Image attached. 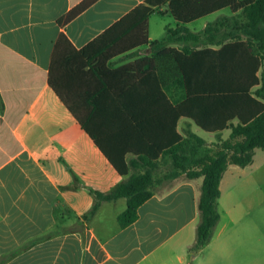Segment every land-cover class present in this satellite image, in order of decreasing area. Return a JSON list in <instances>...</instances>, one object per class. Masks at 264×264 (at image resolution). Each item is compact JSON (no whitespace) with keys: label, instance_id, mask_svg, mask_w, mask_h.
<instances>
[{"label":"crops","instance_id":"1","mask_svg":"<svg viewBox=\"0 0 264 264\" xmlns=\"http://www.w3.org/2000/svg\"><path fill=\"white\" fill-rule=\"evenodd\" d=\"M81 1L0 0V260L10 256L4 264H193L190 248L200 222L197 179L154 189L139 207L138 220L125 228L118 217L127 208L126 198L102 201L93 209L94 192L108 193L127 177L114 169L50 86L52 55L60 33L81 50L145 0H98L59 26L57 20ZM154 14L172 18L167 6L150 15V42L156 40ZM223 15L229 11L217 18ZM151 55L149 44L144 45L114 58L111 68ZM71 90L82 100L83 88ZM147 106L146 100L132 105L135 111ZM78 107L87 108L85 102ZM91 129L101 143L141 146L167 142L171 127L91 124ZM177 130L194 132L185 120Z\"/></svg>","mask_w":264,"mask_h":264},{"label":"trees","instance_id":"2","mask_svg":"<svg viewBox=\"0 0 264 264\" xmlns=\"http://www.w3.org/2000/svg\"><path fill=\"white\" fill-rule=\"evenodd\" d=\"M98 0H82L57 20L63 27ZM167 6L176 26L149 40V17ZM227 9L198 32L188 24ZM151 56L118 68L112 60L148 45ZM81 76V83L75 80ZM49 84L110 164L127 179L97 202L127 199L122 228L139 218L138 209L164 180L202 179L196 252L212 239L221 214V180L230 164L250 165L264 149V0H145L77 50L60 33L52 55ZM83 88L82 100L71 89ZM76 95H80L78 92ZM148 106L133 110L136 101ZM85 102L87 108L78 104ZM0 105H3L0 94ZM181 120L216 134L217 142L177 130ZM91 124H169L167 142L134 145L101 143ZM230 129L228 139L222 134ZM130 155L136 157L128 160ZM160 157L162 160H160ZM167 159V161H166ZM168 164L170 169L157 177ZM134 170L133 173H130ZM10 256L1 258L4 264Z\"/></svg>","mask_w":264,"mask_h":264},{"label":"rangeland","instance_id":"3","mask_svg":"<svg viewBox=\"0 0 264 264\" xmlns=\"http://www.w3.org/2000/svg\"><path fill=\"white\" fill-rule=\"evenodd\" d=\"M227 12V9L216 12L187 27L198 32L206 21H213ZM151 18L152 36L156 39L163 28L175 24L171 17L154 14ZM193 131L207 141H218L217 135L206 133L195 124ZM229 136L230 129L223 132L222 138ZM169 169L168 164L163 165L157 171V177L162 178ZM183 179L186 178L177 180ZM177 180H164L155 189H168ZM195 182L200 186L202 179ZM219 212L221 219L211 241L199 251L191 252V256H195L193 264H264V149H257L254 161L246 167L231 164L225 175Z\"/></svg>","mask_w":264,"mask_h":264}]
</instances>
